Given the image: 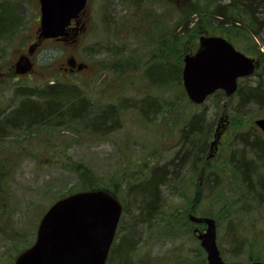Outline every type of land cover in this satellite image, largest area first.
<instances>
[{
	"label": "rangeland",
	"instance_id": "rangeland-1",
	"mask_svg": "<svg viewBox=\"0 0 264 264\" xmlns=\"http://www.w3.org/2000/svg\"><path fill=\"white\" fill-rule=\"evenodd\" d=\"M243 1L240 16L232 9L238 0H89L83 16L86 28L76 42L47 41L37 47L32 42L39 26L34 0H0L9 12L6 30L0 32V109L8 107L2 112L20 102L13 94L17 86L29 90L60 80L79 84L90 104V118L111 101L121 115L118 128L92 130L86 120L60 123L53 116L32 127L0 132V264H12L16 254L34 241L38 221L56 197L80 189L83 182L76 169L81 164L93 169L95 180L111 189L124 208L107 264H208L193 233L202 226L189 220L201 210L215 218L218 247L229 264L264 261V202L251 201L243 193L244 183L228 177V185L223 183L217 192L205 175L228 169V152L238 143L234 133L245 130L255 137L260 132L254 120L264 117V103L244 100L239 121L232 110L239 95L212 94L194 104L183 87L181 91L175 82L159 86L148 74L155 62L182 66L183 56L195 50L203 33L222 35L263 61L264 14L254 9L251 18ZM21 59L26 62L19 68ZM258 78L251 74L238 83L253 86ZM261 81L264 84V77ZM144 96L154 98V103L142 117L138 108ZM202 110L208 124L207 167L196 177L190 175V164L179 167L180 178L161 186L163 220L140 222L138 196L124 180L136 181L147 164H165L179 154L185 114ZM262 163L253 160L251 178L264 175ZM187 184L193 193L200 191L198 213L186 205ZM166 217L173 221L170 225ZM243 234L247 241L237 248L235 237ZM123 238L132 250L119 254Z\"/></svg>",
	"mask_w": 264,
	"mask_h": 264
},
{
	"label": "trees",
	"instance_id": "trees-1",
	"mask_svg": "<svg viewBox=\"0 0 264 264\" xmlns=\"http://www.w3.org/2000/svg\"><path fill=\"white\" fill-rule=\"evenodd\" d=\"M241 4V0H238V5L232 8L237 10L240 16L242 14ZM246 7L248 8V11ZM254 9H258L261 11V14H264V0L243 1V10L250 13L249 15L251 18H253L256 14ZM133 10V15H137L138 12L136 7L133 8ZM222 11L223 10H221V12ZM8 13L7 6H0V32H4L6 30V27L3 25H5L4 18ZM212 13L213 16H216L215 12ZM236 21L238 23L241 22L240 19H237ZM250 50L255 54H259V50L257 48H250ZM148 74L154 84L163 86L165 84L175 82V84L180 86L181 91H183L180 83V65L172 66L170 63L155 62L152 65V70L149 71ZM253 74H258V76L261 78H258L253 86L249 85L248 83H238L237 89L234 93L235 95H239V100L232 105L233 112L236 115L238 114V120L241 119L240 115L241 110H243L242 104L244 100L249 103H264V84L261 81V79L264 77V58L263 61L262 59L260 60V64L256 67ZM13 94L20 97V102L17 103L16 106L10 107V111L8 113L2 112L8 107H3L0 109L1 133H4L6 129L21 128L22 125L25 127H32L35 124L43 123L44 119H46L47 122L48 118H53V116H55L60 123H65V121L73 119L86 120L89 124V128L92 130L97 127L100 128L101 126L105 128L106 126L118 128L120 125V120L118 121V119H120L121 115L118 112L117 103L112 101L104 103V107L100 108L95 117L90 118V104H88V101L85 99V97L80 94L79 84L76 83L53 80L51 82H45V84L40 87H32L29 90H26L25 87L17 86L14 88ZM214 94L227 97L221 90H217ZM153 99L154 98H148L147 96H144L140 100L141 106L138 109L139 114L142 117L143 115H147L146 111L149 109L150 105H153ZM182 114H184V111ZM89 119H91V121ZM207 128L208 124L205 122V111H192L188 114H185L184 122L180 128V138L183 145H181L180 150H178L179 154H176L174 158H171L168 162H165V164H147L145 172L142 176L139 175L136 181H133L134 179L131 180V182L130 180H124L127 189L130 191L135 190V195L138 196L137 216H139L140 222H149L154 219L163 220L162 218L165 210L162 207L163 202L161 200V186L168 185L173 179L180 178L179 167H184L185 165L190 164V175L192 177L198 176L202 168L207 167L205 160L208 150V140H206V136L208 135ZM234 140L235 144L237 142L238 143L231 147L228 152L230 166L227 170H223L222 172L218 173H214L213 170L212 172L211 170L207 171L205 175L210 179V181L207 183H214L213 187H217L215 190L218 192L220 187L223 189V183H225V186L228 185L226 177H228L230 180L231 178L234 180H240L244 183L243 193L245 196L250 198L251 201L256 200L257 204L260 205L262 201L264 202V175L256 179L251 178L250 169L253 167V160L256 159L261 165H263L264 136L261 132H259L257 135H255V137H250L248 131L239 130L234 133ZM1 165H4V163H1ZM76 170L78 171V180L83 182L79 190L94 188L109 189L102 183L95 180L96 173L92 168L81 164L78 165ZM213 173L215 176H212ZM186 188L189 189V194L187 197H185L186 205H189L188 208L191 209L192 212L198 213L199 210H196L195 203L198 201L200 191H196V189H194L193 193L191 190L192 187L189 188L188 184ZM73 191L74 190H70L65 194ZM65 194H61L58 197H61ZM177 210L178 207L174 214L177 213ZM206 212L207 211L201 210L199 214L204 215ZM208 215H210V213ZM184 217L185 220L189 222L185 215ZM165 222L166 224L170 225L173 221L166 217ZM235 239L237 241L235 244L237 248H240V246L244 245L247 241V237L244 234L243 238L235 237ZM130 246L131 243L127 244L123 238L118 245L117 251L119 254L122 252L127 253L128 251L132 250V247L129 248ZM112 250L113 245L109 256L111 255ZM113 253H115V251H113Z\"/></svg>",
	"mask_w": 264,
	"mask_h": 264
},
{
	"label": "water",
	"instance_id": "water-1",
	"mask_svg": "<svg viewBox=\"0 0 264 264\" xmlns=\"http://www.w3.org/2000/svg\"><path fill=\"white\" fill-rule=\"evenodd\" d=\"M86 0H40L39 37L65 34L72 17ZM257 59L237 50L220 35H200L194 53L183 56L181 82L190 101L200 103L217 89L231 94L237 79L253 72ZM264 133V117L254 121ZM218 134H215L217 137ZM118 198L105 189L81 190L54 201L42 215L34 242L20 252L14 264H105L121 213ZM204 222L194 229L208 264H227L216 242L213 218L190 215ZM252 264H264L254 262Z\"/></svg>",
	"mask_w": 264,
	"mask_h": 264
},
{
	"label": "flooded vegetation",
	"instance_id": "flooded-vegetation-1",
	"mask_svg": "<svg viewBox=\"0 0 264 264\" xmlns=\"http://www.w3.org/2000/svg\"><path fill=\"white\" fill-rule=\"evenodd\" d=\"M34 2L36 3V5H35L34 8H35V11H37V22H36V27H37V25H39V17H40V2H39V0H34ZM88 3H89V0H86L85 9L81 11L80 16L78 18H76V19L74 18V19H71L70 20V23L68 24V26L66 28V31H67V35L66 36H63V37H54V38L38 39L37 38V32H36L32 36V38H33L32 42L33 41L34 42L35 41H39V44H38L37 47H39L41 44H43L44 42H47V41L48 42H53V43H55V42H59V43H63V42H65V43L76 42L78 40V38H79L78 35L86 28L85 20L83 19V16L85 15L86 10L88 8ZM263 49L264 48H262V50ZM22 61L23 60L21 59V61L19 62V64L21 63V66H22ZM72 69H73L72 66H70L69 67V70H72ZM24 74H26V73H24Z\"/></svg>",
	"mask_w": 264,
	"mask_h": 264
}]
</instances>
